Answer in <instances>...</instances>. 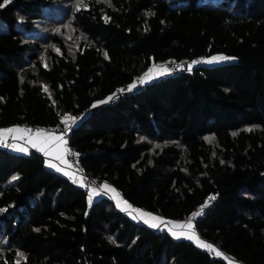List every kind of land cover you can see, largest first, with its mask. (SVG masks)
I'll use <instances>...</instances> for the list:
<instances>
[{"label":"trees","instance_id":"obj_1","mask_svg":"<svg viewBox=\"0 0 264 264\" xmlns=\"http://www.w3.org/2000/svg\"><path fill=\"white\" fill-rule=\"evenodd\" d=\"M74 115L68 145L90 178L174 222L214 199L197 236L264 264V0H0V129ZM0 264L229 263L0 147Z\"/></svg>","mask_w":264,"mask_h":264},{"label":"crops","instance_id":"obj_2","mask_svg":"<svg viewBox=\"0 0 264 264\" xmlns=\"http://www.w3.org/2000/svg\"><path fill=\"white\" fill-rule=\"evenodd\" d=\"M148 75H150L147 77L148 82H152L158 78L157 75L156 77H154L153 74H148ZM9 130H18V131H9ZM0 147H4L10 151H15L24 155H28L33 151L38 152L45 158V164L49 169L57 171L58 173H61L65 177H68L70 179L73 180L79 179L78 174L67 164L64 142L61 141L59 138L46 134L40 128L17 126V127L0 129ZM107 186L109 185L106 183L101 184L100 187L101 195L103 193L104 194L106 193L108 189ZM109 188L113 189L111 186H109ZM94 195L96 194H93L91 196ZM197 245L201 248H204V245L201 246L199 245V243Z\"/></svg>","mask_w":264,"mask_h":264},{"label":"built area","instance_id":"obj_3","mask_svg":"<svg viewBox=\"0 0 264 264\" xmlns=\"http://www.w3.org/2000/svg\"><path fill=\"white\" fill-rule=\"evenodd\" d=\"M195 66L194 62L191 61H182V62H166L162 64L160 67L163 70L162 74L158 76L159 78H163L167 75H179L186 72L191 71V69ZM143 82L140 78H136L134 82L123 89L117 90L109 99V101H116L117 98L120 96H127L134 92L139 91L142 88ZM79 115H74L72 118H66L63 122L62 126L59 127H49V128H40L42 129L46 134L52 135L56 138H59L61 141L65 144V154H66V160L67 164L78 174L79 179L73 180L74 186H79L83 188L87 193L89 190L93 187L98 186L101 184L100 180L95 178H90L84 171L83 166L80 162V156L77 152H75L69 145H68V139L70 132L73 128V126L76 124V122L79 119ZM214 204V199H209L205 205H203L200 209H198V212L196 215L190 217L189 219L192 220L193 227L195 225L197 217H200L203 215L204 212H206L207 209H209Z\"/></svg>","mask_w":264,"mask_h":264},{"label":"rangeland","instance_id":"obj_4","mask_svg":"<svg viewBox=\"0 0 264 264\" xmlns=\"http://www.w3.org/2000/svg\"><path fill=\"white\" fill-rule=\"evenodd\" d=\"M216 57H218V56H216ZM209 61H211V62H209ZM222 61H224V60L208 59V60L204 61L203 63L211 64V63H220ZM162 72H163V70L159 66L156 69L151 70V72L149 74H153L154 77H156V75H157V77H158L162 74ZM148 76H150V75L146 76V80H147ZM101 184H99L98 186L93 187L89 190L88 194L90 197L96 198L99 195H101V193H100ZM107 188L108 189H107L105 194L107 196H109L114 201L117 209L124 212L125 214H127L133 220H136L140 223H144L147 226H149L150 228L155 229V230L167 231L172 236H174L176 238H180V239L184 238V239H188V240H191L193 242H196L197 244L199 243V245H201V246L204 245L205 249L213 251L215 254L220 255L222 258L227 260L229 264H238L235 262V260L233 258L222 253L217 248L206 247V245L207 246H209V245L207 244V242L200 240V238L197 236V234L194 231V227H193V223H192L191 219L185 220L183 222H174V221H169V220L163 219L157 215H152V214H149L145 211L138 210V209L130 206L121 197V195L117 191H115L114 189H110L109 186H107ZM93 194H96V195L91 196ZM153 225H156V226L154 227ZM181 226H183V227H181ZM189 237H191V238H189ZM197 237L199 238V240ZM203 243H206V244H203Z\"/></svg>","mask_w":264,"mask_h":264},{"label":"snow or ice","instance_id":"obj_5","mask_svg":"<svg viewBox=\"0 0 264 264\" xmlns=\"http://www.w3.org/2000/svg\"><path fill=\"white\" fill-rule=\"evenodd\" d=\"M80 2L82 3V0H80ZM78 7V9H79V5L77 6ZM213 60H226V59H228L227 57H224V56H219V57H213L212 58ZM209 62H211V61H209ZM45 91H47V89H45ZM9 131H18V130H9ZM154 227L156 226V225H153ZM181 227H183V226H181ZM189 238H191V237H189ZM206 247H211V246H207L206 245Z\"/></svg>","mask_w":264,"mask_h":264}]
</instances>
